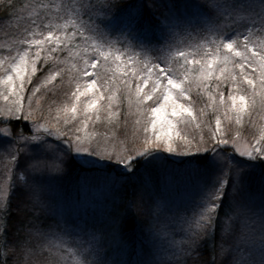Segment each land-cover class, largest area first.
Masks as SVG:
<instances>
[{
    "label": "snow or ice",
    "instance_id": "6c2138e0",
    "mask_svg": "<svg viewBox=\"0 0 264 264\" xmlns=\"http://www.w3.org/2000/svg\"><path fill=\"white\" fill-rule=\"evenodd\" d=\"M0 6L5 10L15 7L8 0H0ZM39 7L47 11L39 22L31 19V24L46 31L26 29L30 35L16 37L14 45L0 44V55L4 56L0 59V69L4 71L0 76V163L4 164L5 175L12 174L8 191L14 194L19 190L24 197L17 209L23 216L15 241L8 240L11 198L0 201V218L4 220L0 229V240L4 241L0 245V264H69V257L76 258L75 264H108L101 255L102 243L95 232H87L78 237L74 246L67 247L64 236L78 234L69 232L61 222L56 224L60 232L45 231L36 223L50 210L42 178L62 174L66 161L76 158L82 165L107 162L115 164L125 176L135 175L141 160L158 158L156 150L162 146L161 136L168 137L165 151L172 153L171 136L180 135L175 131L178 124L188 123L186 118L196 120L191 98L194 89L207 94L211 102L207 107L222 108L228 120L232 119L228 113H235L237 125L242 124L244 115L251 117L257 108L264 112V38L250 39L253 30L264 32V0L191 3L188 7L198 18L188 20L184 30L203 25L211 39L203 45L175 51L163 60L160 56L152 57L158 51L157 43H167L181 28L174 23L172 0H138L126 5L117 0H65ZM53 10L57 14L55 24L48 15ZM115 32L126 41H136L139 52L126 60L125 53L114 47V43L123 41L110 40ZM175 58L181 61L177 67L172 65ZM78 60L82 67H78ZM101 68L102 71L98 70ZM66 73L69 83H75V90L70 96L73 102L62 109L68 117L65 124L75 121L78 112L83 113L84 128L93 118L100 120L101 111L107 110L109 118L118 115L112 112L113 102L122 99L130 109L135 106L136 113L145 119L146 134L150 125L153 139L146 135L142 150L110 153L85 144L78 134L64 139L67 132L53 131L37 123L31 98L27 108L24 103L29 86L35 96L58 78L63 80ZM34 79L38 81L35 84ZM221 84H230V104H226ZM82 98H87L83 107ZM200 111L205 114L204 109ZM21 121L28 123L20 127ZM136 123L140 124V119ZM158 125L160 135L156 134ZM215 125L210 141L202 139L203 146H197L194 153L198 162H203L198 211L194 220L185 221L186 235L171 251L166 264L196 261L205 244L211 252L203 264H264V175L259 179V203L249 188V171L257 167V162H264V128L254 143L241 150L239 132L231 139L217 135L221 131L219 115ZM50 137H56L58 142ZM146 193L143 186L134 188L125 203V213H149ZM50 237L60 243H54Z\"/></svg>",
    "mask_w": 264,
    "mask_h": 264
},
{
    "label": "rangeland",
    "instance_id": "374dc122",
    "mask_svg": "<svg viewBox=\"0 0 264 264\" xmlns=\"http://www.w3.org/2000/svg\"><path fill=\"white\" fill-rule=\"evenodd\" d=\"M12 1L10 0V2ZM63 2L65 0H25L24 6L12 13V16L10 14L8 19H0V44L7 43L14 45L16 37L30 35L29 32L25 31L26 29H33L37 32L40 30L46 31V29H36L35 25L31 24V19H36L39 22L47 11L40 8L39 5L60 4ZM193 2H202V0H172L175 6L174 23L180 25L181 28L167 43H157L158 51L152 53L153 58L160 56L162 60L167 59L175 51L188 50L197 44L203 45L208 39H211L210 34L205 30L203 25L184 30L188 20L194 21L198 18L193 14L194 10L188 7ZM135 3H138V0H135ZM28 4H31V7H26L29 6ZM48 15L54 24L57 23V14L54 10L48 12ZM59 15L62 16L63 13L61 12ZM59 22L63 23L62 20ZM239 30L245 32L243 27H240ZM245 34L247 33L245 32ZM258 38H264V32L253 30L250 39L256 41ZM110 40L113 42L123 41V43H114V47L125 53L124 58L126 60L130 54L139 52V49L135 47L136 41L131 40V38L126 41L119 32H115L110 37ZM154 43L156 42L154 41ZM64 55L66 56L67 53L65 52ZM3 58L4 56L0 55V59ZM197 58L200 57L198 56ZM180 62L178 58L173 59V67H177ZM77 65L78 67H82V61L78 60ZM98 70L102 71V68ZM3 74V69H0V76ZM41 74L39 73L38 76H41ZM88 79L90 80L91 77ZM37 82L34 79L33 83ZM212 83L215 85L216 82L213 81ZM61 85L67 89L69 88L70 99L71 92L75 90V83H69V75L67 73L64 75L63 84ZM50 86L42 89L35 96H32L29 86V91L25 93V107L27 108L28 101L31 98L36 122L53 131L59 129L60 131L67 132L68 136H65L64 139L78 134L82 137L85 144L91 143L92 147H98L101 151L120 154H125L126 150H142L146 135L148 139H153L150 125L149 131L146 134L144 131L145 119L136 113L135 106L130 109L127 102L122 99L117 102L124 108L127 119L126 123L120 122V119H117V115H112L109 118V112L106 111V118L101 116L102 118L100 117L98 121L93 118V120L88 122L86 128L82 126L83 113L79 112L75 121L65 124V120L68 117L62 109L73 101L67 99L68 101L63 100L65 102L56 105L54 101L60 97V89L54 88L53 84ZM52 89H55V92H52ZM220 90L225 94L226 104H230V101H227L230 84L227 86L221 84ZM63 94L65 93L63 92ZM119 95L122 98L123 92ZM191 98L194 101L196 120L193 121L191 118H186L189 121L188 123L178 124L175 131H179L180 135L173 134L170 141L174 151L172 153L165 151V146L169 142L168 137L161 136L160 142L162 146L156 150L158 158L154 160H141L137 165V174L125 176L115 164H108L107 162L101 163L98 161L94 164L82 165L79 162V158H76L66 161L65 170L62 174H52L42 178L45 199L50 205V210L36 223L45 231L60 232V229L56 228V224L57 222H61V226H66L69 232L78 234V236H64V242L67 247L74 246L78 237L85 236L87 232H95L102 243L101 255L108 264H113L114 261H120L123 264H166L170 260L171 251L174 247L181 244L182 239L186 235L184 229L188 227V224L185 221L194 220L198 211L196 202L199 200L203 162L200 161L199 163L194 153L197 146H203L201 143L202 139L204 142L210 141L216 129V116L219 115L221 118V131L217 135H227L231 139L239 132L238 145L241 147V150H243L246 144L254 143V138L264 128V119H261V116H264V112L259 108L252 112L251 117L244 115L242 124L237 125L235 123V113H228V116L232 117L230 121L225 118L222 108L214 110L212 107H207L211 103L208 100L207 94L198 93L194 89L191 93ZM44 99L48 100L45 101ZM85 99L87 98H82L81 107H83ZM151 103L149 102V104ZM39 105L42 106L40 107ZM0 106H3L2 100H0ZM201 109H204V115L201 114ZM120 110L118 107L112 108V112L114 113H119ZM114 118L116 120H113ZM138 119L141 121L140 124L136 123ZM25 123L28 122L21 121L19 126L23 127ZM197 124H199V127H197ZM40 134L43 135V133ZM156 134L160 135L159 125L157 126ZM49 139L58 142L56 137H50ZM229 153H231V147H229ZM237 159L242 158L237 156ZM178 163L180 166L190 167L191 169H188L189 173L180 174L182 172L180 170L179 174L176 173ZM74 166L80 169L79 173L78 171H74ZM86 168L88 170H100L98 172L99 176L93 177L90 174L91 177L84 176L87 174ZM139 172L143 175V178L138 177ZM5 173L4 164L0 163V201L10 196L12 205L10 217L14 218L16 214L19 215L21 213L20 217L22 218L23 213L18 212L17 209L22 204L24 199L23 194L19 190L14 194L8 191L7 186L12 182V174L5 175ZM106 175L123 178L111 180L112 178ZM262 175H264V162H257V167L249 171V188L255 194L257 203H259V179ZM139 179L143 180L137 182ZM127 180L129 182L133 180L134 185L137 184V188L143 186L147 189L145 203L147 209L150 210L149 213L140 216L129 212L131 216H134L135 225L141 231L140 237H142L141 243L143 246L142 249L137 250L138 254L136 256L131 257V261L127 254V245L125 246L123 237H119V221L116 220V224L112 222L114 216L118 219L117 217L121 214L122 208H120V203L125 198V187H122V184ZM134 188L135 186L129 189V194L132 193ZM225 206H227V202ZM13 218H9L8 220L9 241L17 239L16 228L21 220L20 218L17 222H14ZM125 220L122 222L123 227L127 224V220ZM12 222L15 226H13ZM0 223V229H2L4 227L3 218H0ZM91 224L97 226V230L91 228ZM103 227H109L107 230L110 231V237L103 236ZM50 239L54 243H60L55 237H50ZM219 239L220 230L218 228L217 243H219ZM1 241L0 245H3L4 241ZM199 252V258L196 261L189 260L187 264H203L209 258L211 248L205 244V246L199 249ZM256 259L258 262V252ZM75 260V257H69V264H75Z\"/></svg>",
    "mask_w": 264,
    "mask_h": 264
},
{
    "label": "trees",
    "instance_id": "16d2710c",
    "mask_svg": "<svg viewBox=\"0 0 264 264\" xmlns=\"http://www.w3.org/2000/svg\"><path fill=\"white\" fill-rule=\"evenodd\" d=\"M8 2L10 4H14L15 7L14 8H10L8 10H5V8L3 6H0V19H2V18H7L8 19L10 17V14L12 16V13H14L17 10H19L20 7L22 8L24 6L25 0H15V1H12V2H10V0H9ZM117 3L118 4H121V5L132 4V3H135V0H117ZM28 5L30 6L31 4H28ZM42 76H43V73L41 74V77ZM33 84H35V83H33ZM61 84H63V80H61L60 78H58L57 81L53 83L54 88L60 89V91H59L60 97H58L59 100H58V98H56L55 99L56 101H54V103H56V105H59L62 102H65L63 100H67L68 99L70 101V99H69V92H68L69 88L67 89L66 87H62ZM31 87L32 86L30 85V88ZM50 87H52V86H50ZM51 91L52 92H55V89H52ZM62 91L65 94H63ZM45 97H47V96H45ZM62 97H64V98H62ZM44 100L47 101L48 99H44ZM102 103L106 105L107 104V101H102ZM39 106L41 107L42 105H39ZM117 107L119 109H121L120 110L121 112L119 111L120 114L118 113L119 115H117V119H120V122H122V123H124V122L126 123V120L127 119H126V115H125L124 108L117 101H114L113 108H117ZM106 111L107 110L101 111L100 112V117L101 116H104L106 118V116H105ZM113 120H116V119L114 118ZM74 167H75L74 168V171H78V173H79L80 172V169L78 167H76V166H74ZM188 169H191V168L190 167H184L183 165L180 166L179 163H178L177 164L176 173L179 174L180 171H182L180 174L189 173V170ZM86 172H87L88 175L85 174L84 176H87L88 177L90 175H93V177H97V176H99V173L98 172H100V170L95 171V169L88 170L86 168ZM105 172H107V171H105ZM106 176L109 177V178H112L111 180H116V179L118 180V178H123V177H115L114 175H106ZM138 177L143 178V175H141V173L139 172L138 173ZM176 178H178V177H176ZM142 180L143 179H139L137 182H140ZM134 184L135 183L133 182V180L131 182H129L127 180L126 182H124L122 184V187H125V190H124V193H125V196L124 197L125 198L123 200H121L122 202L120 203V208H122L121 214L117 217L118 219H116L115 216H114V220L112 221V222H115V224H116V220L119 221V223H118V225H119V227H118L119 228V237H123V240L125 242V246L127 245L126 249L128 250L127 254H128L129 258H130V261H131V257L132 256H136V254H138V251L137 250L138 249H142V247H143L142 246V243H141L142 242V239H141L142 237H140V234H141L140 232L141 231L135 225V221H134L135 218H134V216H131V214L129 212L128 213H125V210H124L125 209V203H126L127 199L129 198V196L131 195V194H129V189L132 188L133 186H135V188H137V184L136 185H134ZM20 215H21V213L19 215L16 214L14 218L13 217H10V218L11 219L13 218V221L14 222H17V220H19L21 218ZM125 219L127 220V222H126L127 224L123 227L122 226V222ZM12 224H13V226H15L13 222H12ZM96 227L97 226L92 225L91 228H94V230H97ZM103 228H104V234H103V236L104 237H110V235H109L110 231L107 230V228H109V227H107V228L106 227H103ZM0 251H2V249H0Z\"/></svg>",
    "mask_w": 264,
    "mask_h": 264
}]
</instances>
